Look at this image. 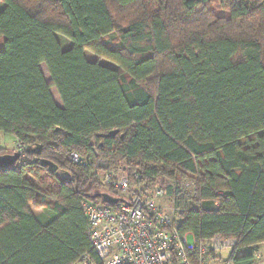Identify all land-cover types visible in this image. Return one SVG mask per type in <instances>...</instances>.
I'll use <instances>...</instances> for the list:
<instances>
[{
  "label": "trees",
  "instance_id": "trees-1",
  "mask_svg": "<svg viewBox=\"0 0 264 264\" xmlns=\"http://www.w3.org/2000/svg\"><path fill=\"white\" fill-rule=\"evenodd\" d=\"M111 1L125 27L108 0H0V133L71 175L31 154L0 169V264L95 257L81 202L120 200L98 178L119 161L133 184L164 182L181 234L234 238L231 261L252 264L264 242V0Z\"/></svg>",
  "mask_w": 264,
  "mask_h": 264
},
{
  "label": "built area",
  "instance_id": "built-area-1",
  "mask_svg": "<svg viewBox=\"0 0 264 264\" xmlns=\"http://www.w3.org/2000/svg\"><path fill=\"white\" fill-rule=\"evenodd\" d=\"M17 148L18 167L28 158L25 146L17 143ZM69 156L76 164L84 161L77 153ZM103 178L104 187L120 200L112 206L88 199L81 202L95 257L85 253L72 264H235L230 258L236 239L216 234L197 243L190 233L178 231L152 195H143L140 187L134 190L128 175L119 178L106 171ZM160 194L156 190V196Z\"/></svg>",
  "mask_w": 264,
  "mask_h": 264
},
{
  "label": "rangeland",
  "instance_id": "rangeland-1",
  "mask_svg": "<svg viewBox=\"0 0 264 264\" xmlns=\"http://www.w3.org/2000/svg\"><path fill=\"white\" fill-rule=\"evenodd\" d=\"M246 1H249V0H246ZM108 3H109L110 10H111V12H112V14L116 20L118 28L125 27L129 23L131 16H128L127 14L118 11L116 6L112 3L111 0H108ZM214 4L216 5V3H214ZM153 5H154V3H153ZM115 34L113 35L112 40H114V42H117L116 41L117 40V34L116 35ZM57 37H58L63 49L70 47L71 42L67 38L63 37L62 35H57ZM114 42L111 41V44L113 46H115L117 44ZM0 47H2V41H0ZM85 56L88 60H92V61L97 60V57L89 51L85 52ZM99 62L102 65H106V66H109L111 68H114V69L120 71V69L115 64H113L112 62H110L108 60L101 59ZM41 67L46 69V67L44 65H41ZM45 77H46V80L50 83L51 80H50L48 73ZM52 90H53V95L55 96L56 102L59 105H61V102H60L59 98L57 97L56 90L54 88H52ZM17 143L18 142H16L15 138H13L12 136L0 133V149L5 150L6 153L12 154L14 152H17V149H18ZM6 153H4V154H6ZM1 154H3V153H1ZM109 171L112 172L114 175L118 176L119 178H124L127 175L129 176V174L126 170V164L123 161H119L115 165L114 169H111ZM109 171H107V172H109ZM105 173H106V171L105 172L104 171H98V178L100 181H102L104 179L103 177H104ZM132 185H133L134 190L139 189V187L142 188L143 189L142 190L143 195H145V196L152 195V197L155 198L157 205L161 209H163L172 218L173 221H176L177 213L174 209V198L166 193L165 184L161 179H159L152 186L151 189H147V190L144 188L143 185L138 186V185L133 184V183H132ZM158 189L161 190V194L156 196V190H158ZM41 210H42V208H41ZM34 211H40V210L35 209Z\"/></svg>",
  "mask_w": 264,
  "mask_h": 264
},
{
  "label": "water",
  "instance_id": "water-1",
  "mask_svg": "<svg viewBox=\"0 0 264 264\" xmlns=\"http://www.w3.org/2000/svg\"><path fill=\"white\" fill-rule=\"evenodd\" d=\"M118 133V130H111L107 134H100V136H107V137H114ZM27 154H31L36 156L34 159V162L39 163L42 167H45L47 171L50 174H55L58 177H61L62 179H71V175L67 171L59 170L57 165L53 163L52 161L42 159L40 158L41 154V145H37L32 148L26 149ZM20 158V154L18 152H14L12 154L6 153V154H0V169H5L9 167H13L15 163ZM103 203L109 205L112 204L115 200L111 199L110 197L104 195L102 196ZM116 202V201H115Z\"/></svg>",
  "mask_w": 264,
  "mask_h": 264
},
{
  "label": "crops",
  "instance_id": "crops-1",
  "mask_svg": "<svg viewBox=\"0 0 264 264\" xmlns=\"http://www.w3.org/2000/svg\"><path fill=\"white\" fill-rule=\"evenodd\" d=\"M40 211H34L36 217H40L44 209ZM42 223H46L47 219H42ZM253 262L252 264H264V242L254 245L253 247Z\"/></svg>",
  "mask_w": 264,
  "mask_h": 264
}]
</instances>
